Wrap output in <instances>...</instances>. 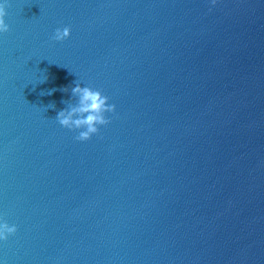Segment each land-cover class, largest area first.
Listing matches in <instances>:
<instances>
[{
	"label": "water",
	"instance_id": "1",
	"mask_svg": "<svg viewBox=\"0 0 264 264\" xmlns=\"http://www.w3.org/2000/svg\"><path fill=\"white\" fill-rule=\"evenodd\" d=\"M7 4L0 264H264V0ZM75 81L115 106L85 142Z\"/></svg>",
	"mask_w": 264,
	"mask_h": 264
},
{
	"label": "clouds",
	"instance_id": "2",
	"mask_svg": "<svg viewBox=\"0 0 264 264\" xmlns=\"http://www.w3.org/2000/svg\"><path fill=\"white\" fill-rule=\"evenodd\" d=\"M217 0H212L213 6ZM7 0L0 3V33L9 31L8 25L5 23ZM70 36V29H56L52 39L56 42H62ZM75 87L71 88V97L76 98L73 105L62 101L67 105L63 110L58 111L55 120L59 125L69 131L77 130L79 134L75 139L79 142L88 141L93 135L98 134V128L107 126L111 121L106 118V114L115 112V106L108 103V97L101 94L99 90H93L90 87H81L76 81ZM67 92L68 89H63ZM70 101V100H69ZM48 108H55L54 103H50ZM16 227L9 226L7 223H0V241H7L9 236L16 233Z\"/></svg>",
	"mask_w": 264,
	"mask_h": 264
}]
</instances>
